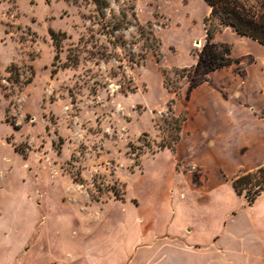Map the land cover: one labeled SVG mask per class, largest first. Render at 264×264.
Listing matches in <instances>:
<instances>
[{"label":"rangeland","instance_id":"rangeland-1","mask_svg":"<svg viewBox=\"0 0 264 264\" xmlns=\"http://www.w3.org/2000/svg\"><path fill=\"white\" fill-rule=\"evenodd\" d=\"M208 15L0 0V264H264V59Z\"/></svg>","mask_w":264,"mask_h":264},{"label":"trees","instance_id":"trees-1","mask_svg":"<svg viewBox=\"0 0 264 264\" xmlns=\"http://www.w3.org/2000/svg\"><path fill=\"white\" fill-rule=\"evenodd\" d=\"M205 2L211 8L210 15L205 20L209 36L213 37L221 27H229L239 35L248 36L264 44V0H205ZM214 24L217 27L213 28ZM166 78L165 74V80ZM263 170L264 167H260L257 172ZM254 174L248 173L235 178L232 186L241 193L243 191L241 182L244 180L250 182V177Z\"/></svg>","mask_w":264,"mask_h":264},{"label":"crops","instance_id":"crops-1","mask_svg":"<svg viewBox=\"0 0 264 264\" xmlns=\"http://www.w3.org/2000/svg\"><path fill=\"white\" fill-rule=\"evenodd\" d=\"M201 2L203 4L206 5V7L208 8L209 11V15L211 12V8L210 6L205 2V0H201ZM209 15L207 17H209ZM204 18V23L206 24L205 20L206 18ZM231 29V28H230ZM232 30V29H231ZM232 32L235 34V37L232 38L233 41V47H232V58H255L257 60L259 59H264V44L258 42L255 39H252L248 36H242L237 34L236 32H234L232 30ZM224 37H226L224 35V33L221 34V38L224 39ZM228 37V36H227ZM242 44H244V47H242ZM250 74L252 73V75H256V67H250L249 69ZM218 122L216 121V123H212V127L211 130H215L217 128Z\"/></svg>","mask_w":264,"mask_h":264}]
</instances>
